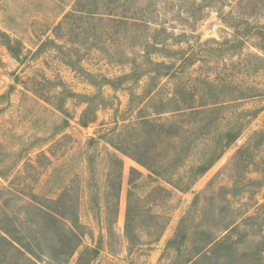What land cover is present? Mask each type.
<instances>
[{
    "label": "rangeland",
    "instance_id": "1",
    "mask_svg": "<svg viewBox=\"0 0 264 264\" xmlns=\"http://www.w3.org/2000/svg\"><path fill=\"white\" fill-rule=\"evenodd\" d=\"M255 27L264 30V0H0V215L40 237L23 200L5 204L12 181L23 199H55L81 238L68 258L43 243L55 261L35 264H77L87 247L100 251L91 264H206L197 260L216 244L234 248L233 263L264 264ZM149 56L175 58V73L155 82L152 66L140 69ZM103 79L116 89L92 85ZM228 131L238 139L198 177Z\"/></svg>",
    "mask_w": 264,
    "mask_h": 264
},
{
    "label": "trees",
    "instance_id": "2",
    "mask_svg": "<svg viewBox=\"0 0 264 264\" xmlns=\"http://www.w3.org/2000/svg\"><path fill=\"white\" fill-rule=\"evenodd\" d=\"M255 28L250 29V35H255L256 37H259L264 40V30H255ZM249 35V34H248ZM6 38V45L7 49L10 52H14V49L11 46V39L8 36H4ZM246 37V36H244ZM169 42H165L160 45H164L165 49H171L174 50L172 46H169ZM240 44V45H239ZM237 45L238 48H241L244 43L239 42ZM264 51V46H261V48ZM160 52V50H157ZM16 53V51H15ZM176 54L177 52L172 51L169 55ZM155 55V53L151 54ZM161 55V54H157ZM15 57H19V54H14ZM151 58L147 59L146 62L143 63L140 69H143L144 67L152 66V69L148 72L149 75L153 76V79L155 82L159 79H162L164 77H169L173 75V72L176 71V64H175V58H173L172 63H166L165 60L163 61H156L155 59H152V56H149ZM167 57V56H164ZM172 57V56H171ZM169 57V59H171ZM133 72L131 75H126L121 78V80L129 81L132 77H135L137 74V68L140 66L138 61L134 60L133 63ZM175 73V72H174ZM141 75L137 76L140 78ZM90 79L94 78V76L90 75ZM137 78V79H138ZM95 81V80H94ZM104 81V79H103ZM138 81V80H137ZM95 87H102L104 85H108L110 87H116L115 81L105 79L104 83H99L97 80L93 82ZM211 83V82H208ZM212 84V83H211ZM156 86V83L153 87ZM151 88V91L154 88ZM116 89V88H115ZM150 91L148 92V94ZM86 104H91L94 102L95 96H87V95H78ZM88 123L86 121L82 122L83 127H88ZM240 133L234 132V131H228L224 133V140L221 142L220 147L214 152L213 157L209 158L205 163L201 164L197 168V176H201L205 174L209 169H211L215 163L223 156L226 149H228L236 140L238 139ZM143 165V164H142ZM144 166V165H143ZM145 167V166H144ZM9 187H5L4 190L7 192L8 199H6L5 204L7 206H10L13 202H16L17 199L20 201L23 200V207L24 212L26 214V217L29 215H37L36 217L39 218L36 224L37 227L33 228V226H30L29 228L35 231L37 234L40 235L38 238H27L25 234H23V231L25 230V227L22 229H18L16 222L10 217L9 213L5 212L0 215V264H15L11 261V257H16V260L21 259L25 262H32L35 264L34 260L39 261L44 259L43 257H47L44 251V247L46 246L50 251L51 255H55L57 257H71L75 254V252L78 250L81 242V238L73 226L69 224L66 217H63V215L58 212V210L55 208L56 200L52 198H48L44 204L40 201V198L36 194L30 195L28 198L25 196L23 199L22 194H15V186L13 182H9ZM181 189V188H177ZM21 195V196H20ZM17 196L21 197L18 198ZM17 197V198H16ZM54 206V207H53ZM57 206V205H56ZM31 222H28V226ZM26 225V224H25ZM80 225L78 224V227ZM131 216L128 215L127 222H126V233L129 235L132 233L131 231ZM33 232V231H32ZM44 233V237H42V234ZM25 239V240H24ZM44 239V240H43ZM26 241V242H24ZM45 246H44V244ZM172 244V242H170ZM79 245V246H78ZM224 244H216L214 245V250L212 248L208 249L206 248L205 252H209L212 250V255H204L202 254V259L199 258L197 262H201V260H206V264H214L212 262L213 258H217L219 256V252H225L226 253V259L225 264H232L233 261L236 259L234 248L232 246H228V249L224 247ZM178 249L181 247L178 246ZM208 249V250H207ZM100 251L97 248H90L87 247L85 250L80 252L77 264H91L98 256ZM50 255V254H49ZM220 258V257H218ZM34 259V260H33ZM50 261H55L53 256H49ZM221 259V258H220ZM200 260V261H199ZM16 264H20L19 261H16ZM233 264H236L235 262Z\"/></svg>",
    "mask_w": 264,
    "mask_h": 264
}]
</instances>
